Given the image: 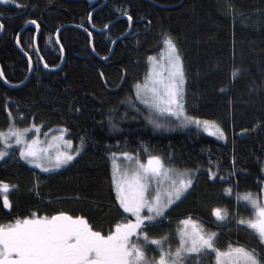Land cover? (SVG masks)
Returning a JSON list of instances; mask_svg holds the SVG:
<instances>
[{
  "label": "trees",
  "instance_id": "obj_1",
  "mask_svg": "<svg viewBox=\"0 0 264 264\" xmlns=\"http://www.w3.org/2000/svg\"><path fill=\"white\" fill-rule=\"evenodd\" d=\"M0 23V131L35 124L64 131L81 148L51 173L7 150L0 160V182L9 185L0 191V225L65 212L107 235L131 219L118 206L111 174L113 157L128 152L194 174L184 197L148 229L150 238L168 237L165 250L175 251L179 222L191 216L217 232L221 252L230 245L260 251L258 233L238 222L256 218L244 195L261 204L264 191V0H0ZM165 37L183 62L185 113L214 121L223 138L193 124L155 127L137 101L135 87ZM210 168L217 173L211 179ZM159 255L149 247L150 259ZM190 255L185 264L216 262L215 252Z\"/></svg>",
  "mask_w": 264,
  "mask_h": 264
},
{
  "label": "snow or ice",
  "instance_id": "obj_2",
  "mask_svg": "<svg viewBox=\"0 0 264 264\" xmlns=\"http://www.w3.org/2000/svg\"><path fill=\"white\" fill-rule=\"evenodd\" d=\"M2 2L7 3L8 0ZM12 3L16 4L17 0H12ZM128 20H132L130 15ZM32 23L35 24L36 21L33 20ZM3 27V23H0V30ZM164 43L169 50L167 76L154 79L151 87L137 84V99L149 108L150 122L155 127L161 125L158 119L152 117L157 112L165 111L175 115L177 119L182 117L183 125L199 126L201 121L198 117L188 116L184 112L185 71L177 46L170 37H165ZM0 76H3L2 72ZM9 116L11 118V113ZM203 125L206 131L211 125L216 129L213 135L224 137L223 130L214 121L205 120ZM32 127L36 128V125L33 124ZM28 131L29 129L21 130L10 125L7 132L0 131V142L8 147L7 138L14 136L16 144L24 145L20 150V158L48 172L49 168L39 162L46 158V150L37 149L38 139L32 142L24 139V134ZM66 143L69 147L72 146L71 141ZM80 151L81 148H76L71 153H57L51 167L68 165ZM7 155V151L0 149V159ZM122 156L129 160L130 167L122 172L119 180L113 181L116 185V200L123 213L131 214L135 217L134 220L127 219L126 223H117L114 230L104 235L101 231L94 230L84 217H73L65 212L51 217L18 219L15 223L0 225V264H185L192 258L190 254L199 256L211 252L216 253L217 264H237L238 261H242V264H264V205L259 204L250 193L245 194L243 199L256 209V218L247 221L241 219L238 223L247 224L258 233L259 252L243 247L232 249L231 245L229 252H221L216 247L217 232L206 230L191 216L179 222L184 227L178 229L179 245L175 251L170 248L165 250L168 237L150 238L148 229L160 225L171 206L184 197L193 186L194 174L187 169L183 172L166 169L160 157L149 156L147 164H144L131 153L124 152ZM208 175L211 179L217 173L210 168ZM8 188L9 185L0 182V191L7 192ZM225 191L230 192V189ZM3 206L6 209L11 207L7 195L3 197ZM213 215L218 222L224 220L220 209H213ZM217 226L222 225L218 223ZM153 245L159 249L158 260L147 256L149 247Z\"/></svg>",
  "mask_w": 264,
  "mask_h": 264
},
{
  "label": "rangeland",
  "instance_id": "obj_3",
  "mask_svg": "<svg viewBox=\"0 0 264 264\" xmlns=\"http://www.w3.org/2000/svg\"><path fill=\"white\" fill-rule=\"evenodd\" d=\"M168 55H169L168 47H167V45L164 44V47H163V50H162L160 56L149 59V69H148L147 75L142 80V82L139 83V85H141L143 87L144 85L147 84L149 87H151L154 79H159V78L167 76L166 66H167ZM184 88H185V83H184ZM136 93H137V88L135 87V95H136ZM148 98H150V95ZM136 99H137V95H136ZM137 101L148 111L149 117H150L149 108L145 104H143L141 102V100L137 99ZM184 112H185V107H184ZM152 118L158 119V122L161 125V127H158V128H164V129L166 128L167 129V128H173L171 126H175L174 128L180 129L181 127L185 126L181 123L182 117L180 119H177V117L175 115L168 113L166 111L165 112H157V113H155V115ZM193 125H196V124H193ZM199 127L202 128L203 130H205V126L203 125V122H201ZM25 129H29V131L24 134V139L28 142H32L33 140L38 139L39 143L36 145L37 149L38 150H46V153H47L46 158L39 161V162L43 163L45 167L49 168L48 172H44L41 168L36 167L35 164H29L28 162H26L25 160L20 158V150L22 147H24V145L23 144H16L15 143L16 138L14 136H9L7 138L8 147L5 146L4 142H0V149H3L5 151L10 150V149H15L19 159L22 162H24L27 165H30L32 168H34L35 170H37L40 173L55 172V171H58V170L64 168L65 166H67V165H61L60 168L51 167V165L55 163V156L57 155V153H63V152L71 153L76 149L74 147L73 143H72L71 147L68 146V144L66 143L68 140L65 138L64 131H58L57 133H55L53 131H43L41 129V127H38V126H36V128H33L32 126H30L28 128H25ZM21 130H23V129H21ZM7 131H5V132H7ZM215 131H216V129L214 127H212L211 125H209L208 130L206 132L213 133ZM76 156H74V158ZM156 157H158V156H156ZM160 159L164 165V168L173 169L170 166H168L161 157H160ZM139 160L144 164H147V162H148V158H145V159L139 158ZM129 167H130L129 160L124 158L122 155L113 157L112 162H111V174H112L113 181H114V179L119 180L122 172L127 170ZM176 171H178V170H176ZM178 172H180V171H178ZM113 184H114V182H113ZM153 188H155V184H153ZM114 189H115V194H116V185L115 184H114ZM8 190H9V188H8ZM1 192H3V191H1ZM3 193L5 194L6 192H3ZM260 199L262 202L261 204L264 205V191H262V195H261ZM117 203H118V201H117ZM118 206H119V204H118ZM120 209L123 211L122 208H120ZM145 212H146V210H145ZM126 214H128L132 220L135 219V217L131 216V214H129V213H126ZM40 217H45V216L33 215L29 218H40ZM19 220H23V219H19ZM15 221L11 222V223H15ZM126 222H124V223H126ZM182 227H184V225H182ZM189 227H191V226H189ZM142 238L143 237H141V239ZM133 239H135V235L133 236ZM232 249H235V247ZM229 251H230V249L228 251H226L225 253H227ZM215 264H217V258H216ZM229 264H231V262H229ZM237 264H242V261H238Z\"/></svg>",
  "mask_w": 264,
  "mask_h": 264
},
{
  "label": "water",
  "instance_id": "obj_4",
  "mask_svg": "<svg viewBox=\"0 0 264 264\" xmlns=\"http://www.w3.org/2000/svg\"><path fill=\"white\" fill-rule=\"evenodd\" d=\"M27 27V25L24 27V28H26ZM60 31V30H59ZM58 33L59 32H57L56 34H55V40H57V36H58ZM127 33H129V31L127 32ZM37 36H38V29H37V31H36V35H35V41H36V39H37ZM123 36H120L118 39H120V38H122ZM18 38V37H17ZM117 39V40H118ZM116 41V40H115ZM16 42H17V40H16ZM115 43V42H114ZM0 72H1V70H0ZM29 77V76H28ZM28 77L24 80V82L23 83H25L26 81H27V79H28ZM0 78H1V80H3V76H0ZM56 214H58V213H56ZM56 214H54V215H56ZM53 216V215H52Z\"/></svg>",
  "mask_w": 264,
  "mask_h": 264
}]
</instances>
